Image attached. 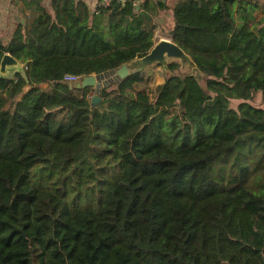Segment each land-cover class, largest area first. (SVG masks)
I'll return each instance as SVG.
<instances>
[{"label": "trees", "instance_id": "trees-1", "mask_svg": "<svg viewBox=\"0 0 264 264\" xmlns=\"http://www.w3.org/2000/svg\"><path fill=\"white\" fill-rule=\"evenodd\" d=\"M13 5L0 58L27 78L0 77V264H264V0H177L170 36L203 85L171 61L95 106L64 77L144 56L166 5Z\"/></svg>", "mask_w": 264, "mask_h": 264}, {"label": "water", "instance_id": "water-1", "mask_svg": "<svg viewBox=\"0 0 264 264\" xmlns=\"http://www.w3.org/2000/svg\"><path fill=\"white\" fill-rule=\"evenodd\" d=\"M172 60H179L182 64L190 65L193 69V72L190 74L193 75L200 83L199 79L203 77V74L197 68L191 57L172 39L165 37L159 38L157 41H155L151 49L144 56L138 57L130 61L129 63L122 64L114 72H111V74L116 78L124 77L128 74L141 72L146 67H149L151 65L161 66L163 69V73H166V70L169 71L168 64ZM15 73H19L24 78H27L23 64L18 59L13 57L9 52L3 53L0 58V77L5 78L8 75H13ZM104 76V74H91L84 76L80 80H77L73 83L66 81V84L69 87L75 88H94L95 92L91 97V105L95 106L98 102L101 101V98L98 95V91L100 90L99 79L103 80Z\"/></svg>", "mask_w": 264, "mask_h": 264}, {"label": "crops", "instance_id": "crops-1", "mask_svg": "<svg viewBox=\"0 0 264 264\" xmlns=\"http://www.w3.org/2000/svg\"><path fill=\"white\" fill-rule=\"evenodd\" d=\"M88 9L92 12L96 9V3L98 0H82ZM136 4H139L142 0H133ZM166 5V8L159 9L157 15L154 16L156 23V29L154 31V40L155 37L159 35V38L165 37L172 39L170 36V27H171V9L177 0H160ZM44 3L48 4L49 0H43ZM168 6V8H167ZM258 15L263 14L261 9L256 11ZM21 21L20 14L15 5H13V0H0V40L4 41L6 37L14 30L16 24ZM144 78L150 82L153 81L156 85L163 82V79L153 72L150 71L149 67H146L143 70ZM103 80H108L112 78L111 73L104 74Z\"/></svg>", "mask_w": 264, "mask_h": 264}, {"label": "rangeland", "instance_id": "rangeland-1", "mask_svg": "<svg viewBox=\"0 0 264 264\" xmlns=\"http://www.w3.org/2000/svg\"><path fill=\"white\" fill-rule=\"evenodd\" d=\"M155 38H156L155 41H157L159 39V35L156 36ZM172 61H176V62H178L180 64L179 70L182 73H192L193 72V69H192V67L190 65L182 64L179 60H172ZM149 69L154 74L159 75L163 80L165 79L166 76H168L169 74H171V72L170 71H167V70H166V73H163V69L159 65H151V66H149ZM112 79H115V76L114 75H113L112 78H108V80L99 79V89H100L101 84H106L108 81H111ZM199 80H200V84L203 85V83H204V76L201 77ZM147 82H148L147 84L150 85L149 87H151V86L153 87V86L156 85L155 83H153V81H151V79H150V82L148 80H147ZM96 89H98V88H96ZM153 90L154 89H151V91H153ZM94 91H95V89H94ZM251 101H252V103L254 105L264 108V100L262 99V96H261V93L260 92L255 93L254 96H253V99ZM239 102H240V100H238V99H232L230 101V106L236 107V105Z\"/></svg>", "mask_w": 264, "mask_h": 264}, {"label": "built area", "instance_id": "built-area-1", "mask_svg": "<svg viewBox=\"0 0 264 264\" xmlns=\"http://www.w3.org/2000/svg\"><path fill=\"white\" fill-rule=\"evenodd\" d=\"M112 0H98L97 1V3H96V8L97 7H107L109 4H110V2H111ZM117 1H124V0H117ZM133 4H136L135 3V1H133ZM82 77L80 76V75H71V74H67L65 77H64V79L66 80V81H69V82H75V81H77V80H80ZM103 84H101V86H102ZM100 86V87H101Z\"/></svg>", "mask_w": 264, "mask_h": 264}]
</instances>
